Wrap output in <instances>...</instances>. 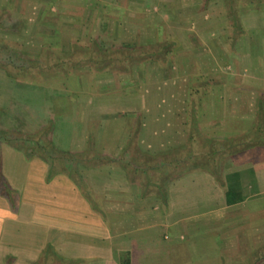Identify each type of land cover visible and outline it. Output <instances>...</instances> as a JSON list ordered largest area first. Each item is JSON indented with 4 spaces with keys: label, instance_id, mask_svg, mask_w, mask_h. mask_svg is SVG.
Wrapping results in <instances>:
<instances>
[{
    "label": "rangeland",
    "instance_id": "374dc122",
    "mask_svg": "<svg viewBox=\"0 0 264 264\" xmlns=\"http://www.w3.org/2000/svg\"><path fill=\"white\" fill-rule=\"evenodd\" d=\"M100 1L107 5L99 6L98 2L100 3ZM212 2L214 5L210 8ZM0 3V169L4 176H16L15 180L18 179L19 181L14 182L15 185H22L20 179H23L25 172L31 169L38 170L35 163H39L40 160L44 161L38 155L33 157V160L29 159L28 161V158L26 159L24 156L25 154L20 151L21 158L17 159L18 156H15L17 148L21 149L22 147V149L28 151L30 147L35 146L27 144L24 141L26 139L24 135L28 134L27 138L32 139V136L37 135L38 132L42 139L41 146L52 140L55 155L60 157L56 162L57 169L66 174L74 170L76 175H82L81 177L86 178L85 170L87 172L92 170V174L105 175L108 170L111 171L115 168L116 173L126 172L129 177L133 176V172L127 167L130 168L133 164V155L130 156V154L132 151L134 152V149H129V154L124 152V149L122 151L111 149L113 153L106 151L105 154L100 152L96 154L95 148L99 147L96 143L102 145L106 142L111 146L119 145L120 141L125 140L127 143L125 132L122 134L121 123L124 127V121L129 123L130 121H136L137 118L135 119L133 115L134 117L131 120L129 115L123 114L124 116L121 119L111 121L110 118L105 117L106 119L100 120L103 121L102 124H94L97 126V130L90 133L89 118L98 116H96L95 111L91 113L90 117L88 116L87 100H85L84 95L87 92L81 89L80 93L75 94L73 92L74 88L69 89L70 83L75 87L79 79H81L82 86L87 87L91 83V88L88 87L89 95L93 104L98 105V108H103V113L105 111L119 112L121 108L124 112L139 110V106L135 102H131L135 96L139 105L144 104L145 108L151 106L152 112L156 113L155 111H158L157 106L159 107L157 100L155 99L152 103L142 102V95H163V101L166 103L169 102L171 93L180 92V95L188 96L189 87L191 86L190 96L193 97L191 99L196 102L199 99L200 101L203 100L201 104H208L209 106L203 107V110L208 108L209 113L208 118L205 119V115L201 117L204 124H193L192 126V150L190 151L192 157L189 164L200 162L206 156L215 160L221 158L223 164L226 165L223 170L224 173L225 170L227 171L232 167L231 158L227 155L224 158L221 156L222 153L226 154L228 152V146L230 144L236 145L237 141L248 135L246 134L248 132L252 138L260 137L259 134L254 135L251 132V130H255L254 127L251 128V122L255 126V123L260 121L261 113L253 110L252 112L256 115V118L253 116L248 117L246 104L240 102L241 110L239 114L244 116L240 121L233 120L235 114L233 112L238 108L233 106L232 101L234 98H238L239 93L233 91L232 80L235 79L237 73L244 74L246 72L242 71L241 67L243 68V65H241L240 60L238 61L240 65H233L234 61L232 62V59H237L232 55L233 44L238 43L240 38L245 37L238 33H231L227 29V25L232 23L230 14L232 15L235 0H232V4H229L228 0H0ZM195 4L196 6H192ZM136 12L142 15H136ZM236 15L240 19L236 23H241L245 31L247 24H249V27L251 25H264V17L263 21L257 19V17L264 15V0L253 1L239 7ZM243 18L250 21L246 22ZM142 32L153 34L154 37L138 40L137 35L138 33L141 35ZM217 33L224 35L222 42L225 43L226 48L223 60H221L219 54L211 52V46H213L216 39L214 34ZM258 33L261 36L257 39V44L253 45L256 52L251 53L253 59L257 57L258 61L252 65H260L262 70H259V74L260 77H264V31L256 34ZM55 34L56 37H54ZM99 46L102 47L101 50ZM99 53L105 55L102 56L105 58V64L112 65L116 73L109 76V80L108 78L103 80L99 77L94 79V77L89 76L88 81H85L83 74L88 73L86 70L88 69L87 65H97V58L99 57L98 59L101 60ZM44 59L64 62L65 68H74V71L78 72V74L73 73L71 80V76L65 78L61 75L58 76L61 79H56V75H53L55 77V80H52L54 88L61 92L68 89L65 90L64 94L71 96L70 99L63 96V94L61 99L57 98L61 103L55 104V112H51L50 109L45 107V105H49L50 92H46L45 89L42 92L40 87H38V91L31 88H22L9 74L10 71L13 72L14 68H24L33 62L40 63ZM213 61L217 65H213ZM137 66L142 68L136 69ZM177 73H179L178 77H176ZM182 73L186 75L181 76ZM249 73L250 76L253 73L256 75L257 71L252 69ZM243 74L242 76H244ZM78 76L80 77L77 78ZM168 77L169 79H167ZM175 79L177 82H174ZM44 80L45 84L47 79ZM216 80L219 83L218 86L215 84ZM102 81H107L110 84L103 85V87L101 86ZM19 86L24 91V95H22L27 102V112L22 109L19 110L14 103L8 108L12 95H18L14 91ZM139 86H142L141 91H138ZM206 87H211L209 93H207L208 89ZM104 88L108 89L104 91ZM193 90L197 92L192 93ZM241 92L243 93V91ZM244 93L246 94L245 91ZM101 94L107 98V101L101 103L98 102L99 97H92V95L101 97ZM216 98H218V101H216ZM114 99L122 100L114 102L112 101ZM212 99L213 101H211ZM70 104L74 112L71 110ZM30 107L38 108L29 110ZM58 107L60 112L57 114ZM68 109L70 110L69 113ZM194 110L195 106L192 108L193 112ZM13 112H17L20 123L19 121L16 123L13 121L14 119L10 121ZM156 114H159V111ZM220 114H223L225 119L222 126L215 123L219 120ZM51 118H53L52 125L49 123ZM140 122L141 119L138 120V124ZM134 125L131 134L135 135L129 140L127 147L130 146V142L135 144L136 140H139V142L141 140L137 138L139 126ZM47 130L50 134H43L47 133ZM19 135L23 136V140L18 137ZM13 136L15 139L19 138V140H15ZM146 141L144 140V143ZM84 152L86 154L89 152L87 160H84L81 156ZM179 152L186 154L188 151ZM263 152L264 150L259 148L255 154L258 155ZM92 153L99 158L93 160ZM38 154L44 155L41 149ZM137 155H139L138 161L144 159L143 156H147L145 153H138ZM172 155L170 151L160 154L161 163L163 165L166 164L165 162L171 164L172 161L173 163ZM247 155L243 154L242 157ZM156 156L158 157V155ZM148 158L151 159L153 156L150 155ZM31 161L33 162L30 167L29 162ZM124 163L126 167H124ZM81 168L84 173L80 170ZM200 171L208 172L207 170H198L190 173ZM211 175L219 186L224 187V184L217 181V176ZM3 179L5 178L3 177ZM223 180L225 181V177ZM5 182L11 187L6 179ZM232 185L234 184L232 183ZM237 186L240 189L238 184L235 185V187ZM165 188L168 190L167 201L169 203V186ZM8 193L11 197L12 192L10 189ZM90 196L93 205L105 211L101 205L103 195L91 192ZM13 199L14 202L15 199L18 200V198ZM251 204L255 205L257 209V238L255 245H247L246 248L248 250L255 248V254L251 256L254 258V256L264 254V244H260L264 242L263 237L260 236L263 233L264 213L258 212L264 210L262 208L264 207V199H257ZM196 206L191 207V209L196 208ZM102 214L104 217L108 216L106 213ZM113 218L115 216H112L109 221L110 226L114 223ZM13 225L14 223L11 227ZM227 229L231 230L232 228ZM233 230L231 232L225 231L226 237L227 235L230 237L232 233H235ZM249 233H251V230H248L247 235ZM190 239L188 238L189 242L185 241L186 243L183 245L185 251L183 253L184 257L189 256L191 258L192 263L181 260L180 264H254L253 258L249 262L232 261L234 259L231 258V254L224 255V261L206 262V255L216 254L214 243L212 245L208 242V245H203L190 242ZM80 241L87 242L85 238H80ZM239 241L243 243L242 240ZM202 242H205V240ZM226 246H224V249L229 253L237 249L234 245L227 244ZM12 248L1 246L0 253L7 252ZM86 252L82 250L80 254L84 255ZM202 258L204 261H199ZM64 264L69 263L64 261ZM91 264L98 263L92 262ZM256 264L262 263L257 262Z\"/></svg>",
    "mask_w": 264,
    "mask_h": 264
},
{
    "label": "crops",
    "instance_id": "0c3cea01",
    "mask_svg": "<svg viewBox=\"0 0 264 264\" xmlns=\"http://www.w3.org/2000/svg\"><path fill=\"white\" fill-rule=\"evenodd\" d=\"M213 5L212 2L209 7ZM138 14L142 15L136 12V15ZM263 17L264 15H261L257 19L263 21ZM243 20L250 21L246 18ZM246 28V35H243L245 37L233 44L232 51L233 57L237 58L232 59L233 65H240V62L238 63L240 60L244 68L241 67L242 71H246L244 74L237 73L235 79L232 80L233 91L239 93L238 98L232 101L233 106L238 108L233 112L235 113L233 120L239 121L244 116L239 114L240 102L246 104L248 117L256 118L252 111L259 113L261 103L264 111V77H260V65H252L258 61V58L253 59L251 56L253 51L256 52L253 45L257 44V39L261 36L256 33L264 31V25L249 27L247 24ZM214 36L216 39L211 46V52L219 54L223 60L226 48L225 43L222 42L224 35L217 33ZM137 37L138 40H142L154 37V35L142 32L141 35L138 33ZM213 65L217 63L213 61ZM252 69L257 73L250 76L249 71ZM182 75L186 74L182 73ZM178 76L179 73L176 74V77ZM83 78L88 81L89 73L83 74ZM102 78L109 80L110 77ZM107 81H102L101 86L110 84ZM174 82H177L176 79ZM217 82L216 80V86L219 84ZM90 84L87 87L91 88ZM107 89L104 88V91ZM86 92L84 95L87 100L88 116L90 117L94 111L98 116L89 118L90 133L97 130L94 124H102L103 121L100 120L103 118L108 117L114 121L121 119L123 114H127L131 120L134 116L135 119L137 118L136 121L129 123L124 121V127L121 123L122 134L125 132L127 143L135 135L131 134L134 124L139 126V134L136 137L141 139L140 142L138 140L135 144H130L129 149L149 156L160 155L168 151L176 153L180 158H185L187 154L191 155L193 123L191 112L186 109L187 95H180V92L171 93L169 102L166 103L163 101V95H142V102L152 103L155 99L157 100L159 114H156L158 111L153 113L151 106L145 108L144 104L139 105L136 96L131 102H135L139 110L124 112L120 106L119 112L105 111L103 113V108H98V105L93 104L89 90ZM93 96L100 98L98 102L107 101L102 94L101 97ZM58 100L56 99V104L61 103ZM124 101L127 102L126 99ZM71 110L74 112L73 108ZM59 112L58 107L57 114ZM140 119L141 122L138 124ZM222 120L224 116L220 114L219 120L214 122L222 126ZM144 140L147 141L144 143ZM147 142L149 143L146 145ZM127 143L126 140L120 141V144L116 146L108 145L106 142L102 145L96 143L99 147L93 148L96 149V154L98 152L105 154L111 149L122 151ZM179 151L188 152L183 154ZM256 151L257 149H253L249 155H247L249 152L245 153L244 155L247 156L244 157H242L243 154L231 157L232 167L222 173L223 178L225 177L224 187L219 186L215 178L205 171L195 173L189 171L184 176L174 178L169 184L168 204L163 203L158 196H142L143 185L138 182V179L132 180L133 176L129 177L126 172L116 173L114 168L111 171L108 170L105 175H97L92 174V170L88 172L85 170L84 173L81 168L92 192L103 195L101 205L105 211L94 209L92 200L86 198L75 182L63 171L47 182L49 165L46 161L40 160L39 163H35L38 170L31 169L25 172L23 179H20L22 183L20 186L14 184L19 181L15 180V175H3L13 190V197H10L9 190H4V181H0V247L13 248L0 253V264H60V262L64 264V261L69 264H91L92 262L98 264H180L181 260L192 263L191 258L184 257L183 253L185 251L183 245L186 240L189 242L188 238H191L190 242L203 245H208V242L212 245L214 243L216 254L206 255V262L224 261L226 254H231V258L234 259L232 261L249 262L253 258L251 256L255 254V248L248 250L246 246L255 245L257 238V209L251 203L257 199H264V152L256 155ZM15 152L17 159H20L21 154L17 150ZM32 162H29L30 167ZM237 184L240 189L238 186L235 187ZM229 187L235 193L234 196L228 194ZM3 192L7 193L6 197L10 199L18 198L14 202L16 203L15 208L11 206L9 199L3 197ZM227 199L232 202L228 203ZM193 206L196 208L191 209ZM258 212L263 214L264 210ZM102 213L108 216L104 217ZM110 214L115 216L112 226L109 222L112 219ZM229 227L234 229L235 233L226 237L225 231H232V229H227ZM248 230H251V233L247 235ZM171 233L174 234L171 235ZM260 236L264 240V217L263 233ZM80 238H85L87 242L80 241ZM203 240L205 242H202ZM227 244L234 245L237 249L229 253L224 249ZM82 250L87 251L86 254H80ZM199 261L204 260L202 258Z\"/></svg>",
    "mask_w": 264,
    "mask_h": 264
},
{
    "label": "trees",
    "instance_id": "16d2710c",
    "mask_svg": "<svg viewBox=\"0 0 264 264\" xmlns=\"http://www.w3.org/2000/svg\"><path fill=\"white\" fill-rule=\"evenodd\" d=\"M242 1V3H240ZM253 1H258L259 0H235V6H233L232 8V15L230 14V21H232V23H229V25H227V29L229 31L234 32L235 34H240L242 35H246V31L245 29H243L242 24H237L236 21H239L240 19L237 14V9L239 7H243L245 6L247 3H252ZM229 4H232V0H228ZM1 4V3H0ZM99 6H106L107 4L100 1V3L98 2ZM236 13V14H235ZM237 24V25H236ZM236 25V26H235ZM236 28V29H234ZM54 37H56V34L54 35ZM137 46V45H136ZM130 47V46H127ZM102 47L99 46V49L101 50ZM104 49V47H103ZM102 49V50H103ZM169 52V51H168ZM101 56V60H98L97 65H87L88 69L87 72L89 73V76L94 77V79L96 77L102 78V77H109L112 74H115V69L112 67V65H108L105 64V58H103L102 56H105L102 53H99ZM232 55H234L232 53ZM64 62H59L55 60H48V59H44L42 62L40 63H31L30 65L25 66L24 68L19 67L14 68L13 72H9V74L13 77V79L16 80V82L18 83V85H20L22 88L24 87L26 88H31V89H36V91H38V87H40L42 89V92H44V89L46 90V92H50V97L51 99L49 100V105H45V107H47L48 109H50L51 112H55V104H56V99L57 98H61L62 95L64 94V92H66L65 89L62 92L57 90L56 88H54L53 86V82L52 80H55L53 77V75H56V79H61V77L58 76H65V78H67V76H71L70 80L72 78V75L74 72V68L73 69H68L65 68V64H63ZM64 68V69H63ZM136 68V67H135ZM142 67L137 66L136 69H140ZM85 71V70H84ZM52 73V74H51ZM56 73V74H54ZM78 74V72H76ZM141 74V73H140ZM80 76H78L77 78H79ZM90 77V78H91ZM52 78V79H50ZM44 79H47L45 84H44ZM50 79V80H49ZM92 80V79H91ZM24 81V83H23ZM207 82H209V80H207ZM206 82V83H207ZM211 82H213V80H211ZM135 83V82H134ZM214 83V82H213ZM24 84V85H23ZM40 84V85H39ZM210 85V83H209ZM17 87L15 88V92L18 93L17 96H14V94L12 95V99H10L9 101V107L11 106L12 103H14L16 105L17 108L22 109L23 111L27 112L26 110H28L27 108V102L26 99H24L23 95H24V91L22 90V88ZM74 88L73 92L75 94L80 93L81 89L82 91L84 90H88V87L86 86H82L81 84V79H79L77 81V84H75V87L70 83V90ZM85 88V89H84ZM142 86H139V90L141 91ZM191 86L189 87V91H188V97L186 100V109H189V111L191 112V120L192 123L194 125H198L197 123H202L204 124L203 119L201 118L202 115H205V119L208 118V113H209V109L206 108L203 110V107L208 106V104L204 105L201 104V102L203 100L200 101L197 100L193 101L191 98H193L192 96H190L191 94V90L190 89ZM210 88L211 87H206L207 93L210 92ZM209 91V92H208ZM197 91H192V93H195ZM23 94V95H22ZM70 95V93H69ZM63 96L65 97H69L71 99V96H68L67 94H64ZM77 98V96H76ZM28 100V99H27ZM213 101V99L211 100ZM216 101H218V98H216ZM193 106H195V110L194 112L192 111ZM209 107V106H208ZM34 108H38V107H30L29 110ZM259 113H261L262 115L259 117L260 121L258 123H255V126H253V122H251L252 126L251 128H255V130H251V132L254 133V135L259 134V138L254 137L252 138V136L248 133L246 137H244V139H240L239 141H237L236 145L237 147H235L236 145L234 144H230L227 148L226 154L222 153L221 156L224 158L225 155H227L229 158L231 157H236V156H240L242 154H245L249 151H253V149H263L264 150V111L262 108V103L259 107ZM203 110V111H202ZM12 117L11 120L15 121L16 123L19 121L20 123V117L17 115V112H13L11 113ZM24 115V114H23ZM57 115V114H56ZM10 117V116H9ZM53 118H51V120H49V123L52 125L53 123ZM225 120V119H224ZM224 120H222L224 122ZM22 121V120H21ZM25 121V120H23ZM248 122V121H247ZM49 130H47V133H43V134H47L49 135L50 133H48ZM42 134V135H43ZM18 135V134H17ZM28 134H25L24 137L26 139H24V141H26L27 144H32L35 145L34 147H30L28 149V151H26L25 149H19L17 148L16 150L19 152L24 153L25 157L28 159H32L33 157H35L36 155L40 156L41 159L43 158L44 161H46L49 165V171L47 174V182H50L53 177L56 174H59L60 172H62V170L57 169L56 166V162L59 160L60 157H56V152H54V146H53V142L52 140L47 141L43 146H41L40 144H42V139H41V135H39V132L37 133V135H33L32 139L27 138ZM14 137V136H13ZM18 137H20L22 139L23 136L19 135ZM15 139V137H14ZM15 140H19V138L15 139ZM23 140V139H22ZM22 141V142H24ZM137 142V140H136ZM92 143V142H91ZM131 144V142H130ZM131 146V145H130ZM130 146H126V148H124V152L128 153V150L130 148ZM25 148V147H24ZM28 148V147H27ZM33 149V150H31ZM42 150L44 155H39V150ZM257 149V150H258ZM89 152H87V154L84 152L83 153V159L87 160V157H89L88 155ZM139 153V152H138ZM137 152H133L130 154L133 155V164L131 165L130 168L127 167V169H130L133 173V179L135 180L138 178V182H140L143 185L142 188V192L144 197L147 196H158L160 198V200L167 204L168 201V190L167 188H165L166 186H169V184H171L172 180L175 178H178L179 176H184L185 174L189 173V171H198V170H207L208 172H210L211 174H214L215 176H217V181L220 182L221 184H225V181L223 180V170L226 168V165L223 164V160L221 158L215 160L214 158L211 159L210 157H205L204 160L197 162V163H190L189 161H191V157H192V153L191 155L188 156V154L186 155L187 157H183L180 158V156H178L176 153H172V158L174 159L173 163L171 161V164L168 162H165L166 164L163 165V163H161L160 161V155L157 156H153V158H148L149 156H143L144 159H142L141 161H138V157L139 155ZM129 154V153H128ZM214 155V154H213ZM92 159L93 160H97V158H99L97 155L92 153ZM96 156V158H95ZM171 157V156H169ZM168 157V160L170 159ZM136 159V162H135ZM188 162V163H187ZM111 164H113L112 162H110ZM129 163V162H128ZM1 166V164H0ZM124 167H126V164L124 163ZM179 169V170H178ZM162 171V172H161ZM182 171V172H181ZM222 174V175H221ZM69 178H71L75 184L77 185V187L81 190V192L83 193V195H85L86 198H90V193L92 192L91 188L89 187V185L86 183V180L84 177H81L82 175H76L75 171L72 170L71 172H68L66 174ZM142 176V177H138V176ZM78 176H80V178H78ZM0 181H4V190H11V192L13 191L11 189V187H9L7 185V183L5 182V179H3V175L1 173V169H0ZM153 187V189H152ZM2 190V189H1ZM156 191V192H155ZM228 194H231L232 196L235 195L234 192H232L231 187H229L228 189ZM5 192H3V197L6 198L7 200L10 198L6 197ZM11 197H13L11 195ZM90 200V199H89ZM11 202V206L15 208L16 203H14V199L10 200ZM228 203H231L232 200H228ZM93 205V203H92ZM93 208L96 209V207L93 205ZM253 263L256 264L257 262L264 264V254H259L257 256H254L253 258Z\"/></svg>",
    "mask_w": 264,
    "mask_h": 264
}]
</instances>
